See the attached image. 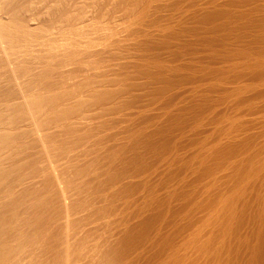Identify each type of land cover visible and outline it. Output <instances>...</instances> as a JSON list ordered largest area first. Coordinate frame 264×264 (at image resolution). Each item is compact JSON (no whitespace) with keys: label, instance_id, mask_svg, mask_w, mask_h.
I'll list each match as a JSON object with an SVG mask.
<instances>
[{"label":"bare ground","instance_id":"6f19581e","mask_svg":"<svg viewBox=\"0 0 264 264\" xmlns=\"http://www.w3.org/2000/svg\"><path fill=\"white\" fill-rule=\"evenodd\" d=\"M0 264H264V0H0Z\"/></svg>","mask_w":264,"mask_h":264}]
</instances>
